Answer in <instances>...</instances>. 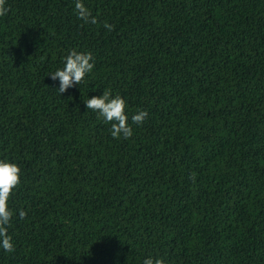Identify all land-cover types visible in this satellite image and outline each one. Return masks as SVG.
Masks as SVG:
<instances>
[{"label": "trees", "instance_id": "1", "mask_svg": "<svg viewBox=\"0 0 264 264\" xmlns=\"http://www.w3.org/2000/svg\"><path fill=\"white\" fill-rule=\"evenodd\" d=\"M75 3L0 16V159L21 169L0 264H264V0H82L95 24ZM73 49L95 66L60 95ZM106 89L130 138L84 103Z\"/></svg>", "mask_w": 264, "mask_h": 264}, {"label": "clouds", "instance_id": "2", "mask_svg": "<svg viewBox=\"0 0 264 264\" xmlns=\"http://www.w3.org/2000/svg\"><path fill=\"white\" fill-rule=\"evenodd\" d=\"M6 0H0V16L6 15L9 9L5 8ZM75 11L78 19L85 23H97L95 17H92L89 9L82 3V0H76ZM104 27L109 31L112 25L105 23ZM94 58L91 52H81L75 49L64 57L63 68L57 69L48 75L53 81L59 80V93L62 95L69 88L80 85L85 76L92 72L94 68ZM87 109L98 113L106 123H111L110 134L113 138L119 139L121 136L125 139L132 136V128L128 123L126 115L127 104L125 99L119 94L113 96L111 90H103L102 95L93 96L84 101ZM147 117V112L140 110L131 117L132 123L140 125ZM21 169L7 159H0V248L6 252L14 251L12 237L8 234V226L13 217V212L8 206V201L20 184ZM27 213L23 210L19 212L21 219L26 217ZM143 264H165L163 259L146 258Z\"/></svg>", "mask_w": 264, "mask_h": 264}]
</instances>
